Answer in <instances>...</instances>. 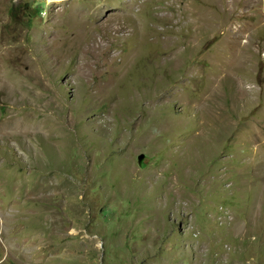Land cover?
<instances>
[{
  "label": "rangeland",
  "instance_id": "1",
  "mask_svg": "<svg viewBox=\"0 0 264 264\" xmlns=\"http://www.w3.org/2000/svg\"><path fill=\"white\" fill-rule=\"evenodd\" d=\"M0 264H264V0H0Z\"/></svg>",
  "mask_w": 264,
  "mask_h": 264
},
{
  "label": "bare ground",
  "instance_id": "2",
  "mask_svg": "<svg viewBox=\"0 0 264 264\" xmlns=\"http://www.w3.org/2000/svg\"><path fill=\"white\" fill-rule=\"evenodd\" d=\"M24 241V240H23Z\"/></svg>",
  "mask_w": 264,
  "mask_h": 264
}]
</instances>
